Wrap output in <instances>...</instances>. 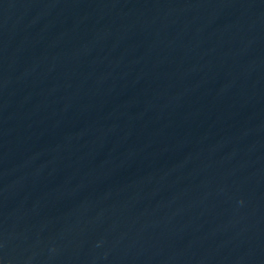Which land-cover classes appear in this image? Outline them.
I'll list each match as a JSON object with an SVG mask.
<instances>
[{
  "label": "water",
  "instance_id": "1",
  "mask_svg": "<svg viewBox=\"0 0 264 264\" xmlns=\"http://www.w3.org/2000/svg\"><path fill=\"white\" fill-rule=\"evenodd\" d=\"M0 264H264V0H0Z\"/></svg>",
  "mask_w": 264,
  "mask_h": 264
}]
</instances>
